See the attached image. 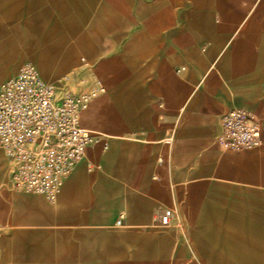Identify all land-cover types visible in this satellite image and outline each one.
I'll return each instance as SVG.
<instances>
[{
    "label": "crops",
    "instance_id": "obj_1",
    "mask_svg": "<svg viewBox=\"0 0 264 264\" xmlns=\"http://www.w3.org/2000/svg\"><path fill=\"white\" fill-rule=\"evenodd\" d=\"M15 8L23 46L13 69L0 60V83L25 63L55 81L85 59L105 93L82 116L100 142L55 203L9 190L0 149V264H264V0ZM234 108L259 119L257 148L215 142ZM166 209L175 214L161 226Z\"/></svg>",
    "mask_w": 264,
    "mask_h": 264
},
{
    "label": "built area",
    "instance_id": "obj_2",
    "mask_svg": "<svg viewBox=\"0 0 264 264\" xmlns=\"http://www.w3.org/2000/svg\"><path fill=\"white\" fill-rule=\"evenodd\" d=\"M104 93V85L91 74L85 59L76 74L55 81L45 80L32 64L25 63L0 83V149L11 166L15 190L55 203L87 147L100 142L98 135L81 127L79 115ZM220 122L215 141L222 150L237 153L260 146L261 124L249 110L231 109ZM162 142L171 145L173 132L167 131ZM163 163L159 158L158 164ZM174 214L171 209L161 211L157 224L171 225ZM122 219L120 215L116 226Z\"/></svg>",
    "mask_w": 264,
    "mask_h": 264
},
{
    "label": "rangeland",
    "instance_id": "obj_3",
    "mask_svg": "<svg viewBox=\"0 0 264 264\" xmlns=\"http://www.w3.org/2000/svg\"><path fill=\"white\" fill-rule=\"evenodd\" d=\"M26 0H0V43H3L0 45V60L4 59L6 57L12 58L13 59V65L11 69L16 67V65L19 62V58L21 55V50H22V44H23V39H16V37H20V35H16V32H18L19 28V21L21 18V15L19 10L15 8L16 2H25ZM18 10V11H17ZM17 11V13H16ZM13 42L14 45H10V43ZM16 49V51H15ZM79 61V60H78ZM77 61V62H78ZM81 63V59H80ZM55 62H52L50 69H48L47 72H50L54 68ZM9 70L13 72V70ZM8 77V76H7ZM7 77L3 78L5 80ZM2 80V81H3ZM95 100L91 101L87 106L86 109L81 113L79 121L82 124V116L83 114L88 110L90 105L94 102ZM83 127V124L81 125ZM217 137V136H216ZM216 140V139H215ZM216 142V141H215ZM9 168L6 170V175H7V183L5 184L9 190L12 189L15 192L18 193H23L21 191H17L13 188L12 185V179H11V166L9 163H7ZM62 188V187H61ZM61 189L58 193V197L60 195ZM57 197V198H58Z\"/></svg>",
    "mask_w": 264,
    "mask_h": 264
},
{
    "label": "bare ground",
    "instance_id": "obj_4",
    "mask_svg": "<svg viewBox=\"0 0 264 264\" xmlns=\"http://www.w3.org/2000/svg\"><path fill=\"white\" fill-rule=\"evenodd\" d=\"M95 100V99H94ZM86 109V107L81 111V113L84 111ZM81 113H80V115H81ZM80 115H79V118H80ZM80 122V121H79Z\"/></svg>",
    "mask_w": 264,
    "mask_h": 264
}]
</instances>
